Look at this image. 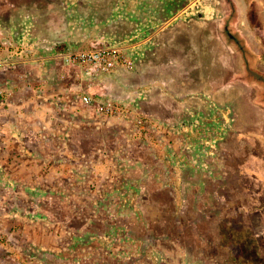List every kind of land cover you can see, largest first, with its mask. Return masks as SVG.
Segmentation results:
<instances>
[{
    "label": "rangeland",
    "instance_id": "obj_1",
    "mask_svg": "<svg viewBox=\"0 0 264 264\" xmlns=\"http://www.w3.org/2000/svg\"><path fill=\"white\" fill-rule=\"evenodd\" d=\"M40 2L39 19L28 22L35 30L25 41L0 42V52L11 56L24 43L46 45L25 53L35 61L108 45L128 48L145 39L153 13L176 7L160 0ZM123 69L115 79L130 78L131 70ZM111 74L88 79L95 96ZM244 78L263 88L257 101L264 106V75L247 71ZM10 82L3 88L14 93L18 86ZM84 107L88 121L75 123L82 127L70 137L71 147L56 150V178H49V146L35 165L33 149L8 151L0 145V264H264V222L258 212L249 218L243 209L248 199L243 191L259 196L251 197V211L263 204L264 183L260 189L243 173V154L231 147L238 142L231 136L235 111L227 114L219 106L216 115L199 116L197 130L183 132L182 126L148 117L151 105L142 106L141 129L134 117H105ZM6 123L15 128L19 121L0 116V127ZM261 133L252 161L263 178ZM18 139L0 133V143ZM39 167L45 178L33 179Z\"/></svg>",
    "mask_w": 264,
    "mask_h": 264
},
{
    "label": "crops",
    "instance_id": "obj_2",
    "mask_svg": "<svg viewBox=\"0 0 264 264\" xmlns=\"http://www.w3.org/2000/svg\"><path fill=\"white\" fill-rule=\"evenodd\" d=\"M35 1L0 0V42L15 37L27 40L35 30L28 22L40 17L35 5L41 2ZM166 2L176 7L163 8L162 15L153 13L145 39L128 48L119 46L137 57L135 69L129 71L130 78L115 79L125 72L123 68L116 69L100 81V97L136 104L141 107L139 111H143L144 104L147 108L151 105L148 117L159 118L161 125L182 126L183 132L197 130L195 121L199 116L212 117L219 106L227 114L235 111L231 136L235 133L238 142L231 147L242 152L241 170L257 180L261 189L264 177L258 175L262 172L253 165L252 158L257 148L254 140L260 131L264 132V106L257 101L263 88L255 79L250 81L244 76L247 71L264 75V0H160ZM45 47L38 42L24 43L11 56L0 52V87L9 81L18 86L12 90L14 93L4 88L7 93L1 99L5 103L0 104V116H15L19 121L15 128L4 124L0 133H12L20 139L2 141L0 145L8 151L33 149L35 165L41 164L38 159L49 146L53 149L49 178H56V150L66 149V143L71 147L70 137L82 127L75 123L88 121L89 115L78 91L72 88L76 76L71 73L68 80L60 78L61 55L35 61L26 58L25 53ZM84 80L89 89L88 80ZM11 156L17 158L18 154L9 152ZM245 163L249 168L243 167ZM44 178L42 168H35L33 179ZM243 193L248 198L243 204L246 214L251 218L253 211L258 212L264 222V200L260 199L263 204L251 211V197L259 196L255 192Z\"/></svg>",
    "mask_w": 264,
    "mask_h": 264
},
{
    "label": "built area",
    "instance_id": "obj_3",
    "mask_svg": "<svg viewBox=\"0 0 264 264\" xmlns=\"http://www.w3.org/2000/svg\"><path fill=\"white\" fill-rule=\"evenodd\" d=\"M59 62L61 80H68L71 73L76 76L72 88L78 91V96L86 106L94 108L97 113L105 117H134L136 124L141 129L146 117L143 111L137 110L136 107H128L113 98L95 96L84 83V79L96 80L99 76L110 74L121 67L130 70L135 69L137 63L135 54L119 46L108 45L67 52L61 55ZM2 63L3 61H0V64ZM6 93L7 91L0 87V104L5 103L1 99Z\"/></svg>",
    "mask_w": 264,
    "mask_h": 264
}]
</instances>
